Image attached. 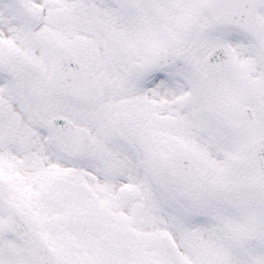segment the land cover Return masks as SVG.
Returning a JSON list of instances; mask_svg holds the SVG:
<instances>
[{"label":"snow or ice","instance_id":"6c2138e0","mask_svg":"<svg viewBox=\"0 0 264 264\" xmlns=\"http://www.w3.org/2000/svg\"><path fill=\"white\" fill-rule=\"evenodd\" d=\"M0 264H264V0H0Z\"/></svg>","mask_w":264,"mask_h":264}]
</instances>
